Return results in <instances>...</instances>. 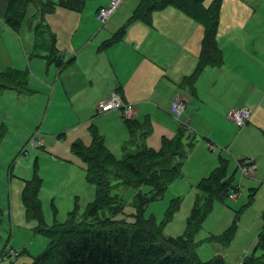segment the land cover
I'll return each mask as SVG.
<instances>
[{"label": "crops", "instance_id": "1", "mask_svg": "<svg viewBox=\"0 0 264 264\" xmlns=\"http://www.w3.org/2000/svg\"><path fill=\"white\" fill-rule=\"evenodd\" d=\"M8 1L0 0V23L3 24V27L0 25V56L4 58L12 53L18 62L17 70L27 69L28 61L33 60L34 80L29 82L32 86L29 87L19 79L22 76H17L14 81L17 88L0 92L27 98L33 92L44 94L48 102L46 116L50 120L57 119L61 108L73 105L76 113L65 115L63 119L67 122L63 125L66 126L54 130L77 127L80 135L76 141L89 146L92 130L96 129L108 148L113 139L117 149H126L119 159L141 149L162 150L165 142L172 141L180 132L187 134V138L196 137L191 125L202 127L200 134L204 138L209 135L227 144L235 132L228 136L227 128L219 126L230 123L228 113L238 107H250L254 116L259 112L255 120L264 132V74L246 71L241 64L244 59L249 65L254 64L255 58L260 59L262 48L264 51V44L260 43L264 41L260 33L263 24L243 21L223 24L219 20L216 43L222 58L220 65L206 66L192 86L183 82L200 64L207 24L202 16L207 10L212 13L213 2L206 5L205 0H199V6L192 9L196 18L174 5L151 9L149 5L157 0H138L126 12L113 17L110 28L102 33L97 27L74 20L82 14L87 0H44L53 3L46 12L38 4L29 3L24 19L16 28L5 19ZM110 1L104 0L96 8V20L99 9ZM123 28V37L106 46ZM37 47L42 48L40 53ZM20 81L23 84L19 86ZM112 90L119 91L125 102L137 106L130 126L114 111L103 115L96 110L97 102L108 97ZM177 95L188 100L179 120L171 111ZM133 125L139 130L136 136ZM206 126H211V130ZM127 141L135 149H128ZM219 157L205 176L218 166Z\"/></svg>", "mask_w": 264, "mask_h": 264}, {"label": "rangeland", "instance_id": "2", "mask_svg": "<svg viewBox=\"0 0 264 264\" xmlns=\"http://www.w3.org/2000/svg\"><path fill=\"white\" fill-rule=\"evenodd\" d=\"M137 1L124 0L115 14L103 25L96 20L95 13L96 8L104 0H87L82 14L76 16L74 20L86 26L97 27L104 33L103 30L110 28L113 21L110 20L113 17L126 12ZM213 1L205 0V4L210 5ZM246 5L249 7L247 10ZM220 8L222 11L219 20L223 24L242 21L252 25L261 23L263 24L260 26L261 39L264 38V0H221ZM0 25L3 27L2 23ZM260 43L263 45L264 41L260 40ZM41 50L42 48L37 47L38 53ZM261 54L260 59L255 58L253 65H249L247 59L242 60L241 64L245 65L246 71L264 74L263 48ZM32 61H28L27 69L17 70L18 62L12 53L5 55L4 58L0 56V73H9L14 79L22 76L19 79L32 87L29 83L34 80ZM1 81L10 88L14 85V81L8 78ZM25 90L29 93L28 87H25ZM26 96L30 98L0 92V128L3 127L2 131L0 130V134L3 135L0 140V206L3 209L0 224V264H29L50 244L48 229H52L57 223H66L71 212L76 211L78 218L83 219L90 204L96 199V187L88 181L83 158L74 152L72 147L80 131L77 127L72 130H54L66 126L63 125L67 122L63 119L65 115L76 113L73 105L61 108L57 119L50 120L46 116L48 102L45 101V95L33 92ZM255 106L259 107V103ZM255 106L253 108H256ZM95 108L97 110L96 106ZM114 112L121 116L120 112ZM254 113L252 111L250 120L244 127H239L233 120L219 126L227 128L228 136L235 132L232 141L227 144L219 143L209 135L204 138L200 134L202 127L191 125L192 131L198 137L196 135L187 138V134L182 136L183 152L187 154V160L181 168V175L169 184L163 197L150 201L145 208V217L153 215L157 223L162 225L164 235L179 237L185 234L194 205L203 203L205 199V195L198 188V183L217 164L219 155L225 156L229 160L228 174H234V183L239 186L237 190L235 188L237 197L235 200L228 196L225 199L214 200L210 213L199 227L194 240L198 255L203 261L210 260L221 252L228 264H237L253 251L258 242L264 214V132L255 120L259 112L255 116ZM74 119L78 120L76 116ZM93 123L96 125V121ZM134 127L133 125L136 136L139 130ZM206 128L211 130V126ZM151 132L153 134V130ZM34 136L42 140L43 145H32L31 140ZM115 144L116 140L111 139L108 146L117 157L122 158L126 149H117ZM125 145L131 150L136 147L130 141ZM240 157L257 160L256 177L244 176L241 173L237 161ZM111 166L117 171V177L124 175L130 181L133 180L130 173L122 172L124 168L121 166ZM36 177L42 180L38 193L41 205L29 212L23 191L26 181ZM142 190L149 193L151 188L143 186ZM135 192L130 184L112 180V194L117 195L119 197L117 201L124 206L123 211L116 214V218L135 220L133 206ZM178 198L179 208L171 219L167 220V210L171 202ZM145 199L146 196H141V201ZM99 212L97 218L112 215L109 208ZM233 227H235L233 239L226 244L225 234ZM256 254L262 255L264 250L259 248Z\"/></svg>", "mask_w": 264, "mask_h": 264}, {"label": "trees", "instance_id": "3", "mask_svg": "<svg viewBox=\"0 0 264 264\" xmlns=\"http://www.w3.org/2000/svg\"><path fill=\"white\" fill-rule=\"evenodd\" d=\"M29 3L38 4L42 12L51 9L53 5L51 1L44 0H9L5 19L11 27L16 28L24 19ZM220 3L221 0H214L212 13L207 10L202 16V20L207 24L201 61L195 72L185 78L183 84L193 86L206 66L220 65L222 58L216 43ZM169 5L177 6L195 17L192 9L199 6V0H157L149 6L151 9H162ZM124 31V28L120 30L107 41L106 46L120 40ZM3 78L16 80V77L14 79L9 73H0L1 91L17 88V85L12 88L5 86L1 81ZM17 84L20 86L23 82ZM125 121L130 126L131 121ZM183 134L180 132L172 141L165 142L162 150L141 149L129 153L123 159L112 153L96 129L92 130L91 145L88 146L82 141L74 142L73 150L83 158L87 167V178L96 187V199L90 204L83 219L78 218L76 211L71 212L66 223H57L52 229H48L50 244L29 264H228L221 254L207 261L201 260L194 240L199 227L210 213L214 200L229 197L230 193L239 187L234 183V174H228L227 158L220 156L218 166L198 183L205 199L203 203L194 205L185 234L179 237L166 236L162 225L157 223L153 215L148 218L144 215L148 203L163 197L169 184L181 175V168L187 158V154L183 152ZM2 136L0 134V140ZM165 155L166 157H162ZM177 158H180V161ZM245 159H239L238 162ZM111 165L124 168L122 172L130 173L133 180L130 181L124 175L117 177L118 173ZM113 179L121 181L122 184H130L135 189L134 221L116 218V214L122 212L124 206L117 201L119 197L112 194ZM41 182L38 177L26 181L23 198L29 212L41 205L38 200ZM143 186H149L150 192H144ZM141 196H146V199L141 201ZM179 204V198L171 202L166 213L167 220L178 210ZM106 208L112 211V215L97 218L99 211ZM2 213L0 206V224ZM94 218L97 220H92ZM234 232L235 227L226 232L224 243L231 242ZM259 248L264 250V214L258 242L253 251L243 258L244 264H264V254H256Z\"/></svg>", "mask_w": 264, "mask_h": 264}, {"label": "built area", "instance_id": "4", "mask_svg": "<svg viewBox=\"0 0 264 264\" xmlns=\"http://www.w3.org/2000/svg\"><path fill=\"white\" fill-rule=\"evenodd\" d=\"M123 1L124 0H111L107 5L102 6L97 13L98 20L103 25L106 24L121 6ZM187 104V98L182 95H177L174 98L171 111L178 120L184 113ZM96 107L100 113L119 111L122 119L129 121H132L137 113L135 105L125 102L121 93L117 90H112L108 97L98 101ZM252 111L253 110L250 107L244 106L231 109L228 115L239 127H244L249 122ZM31 144L41 146L43 145V141L39 140L37 136H34L31 140ZM238 167L244 176L255 177L257 175L258 163L254 158H246L245 160L238 162ZM229 197L230 199L235 200L237 192L232 191ZM10 252L13 254L12 250ZM237 264H244L243 259Z\"/></svg>", "mask_w": 264, "mask_h": 264}]
</instances>
